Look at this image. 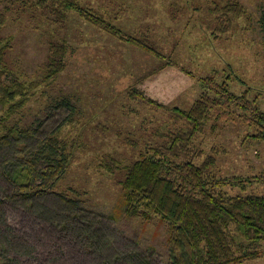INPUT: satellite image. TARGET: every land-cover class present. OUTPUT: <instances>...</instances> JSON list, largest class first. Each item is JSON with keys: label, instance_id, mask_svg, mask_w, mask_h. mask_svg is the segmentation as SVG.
I'll use <instances>...</instances> for the list:
<instances>
[{"label": "rangeland", "instance_id": "obj_1", "mask_svg": "<svg viewBox=\"0 0 264 264\" xmlns=\"http://www.w3.org/2000/svg\"><path fill=\"white\" fill-rule=\"evenodd\" d=\"M38 1L0 0V36L10 40L5 83L41 81L61 46L66 63L59 78L33 91L5 124L0 109V138L5 125L33 137L0 143V241L20 252L9 254L6 264H171L167 226L121 211L124 167L161 145L169 130L185 127L171 110L193 105L201 77H230L233 92H247L264 110V0H78L112 17L125 36L153 44L160 58L77 13L59 19ZM227 2L239 3L244 14L222 33L228 22L218 10ZM241 113L211 120L195 141L202 153L197 163L212 155L222 178L253 179L264 171V140ZM57 132L67 145L66 169L36 182L51 186L49 193L27 202L1 165L14 151L33 147L34 138ZM226 191L242 194L238 187ZM247 192L264 194V184L253 182ZM242 264H264V258Z\"/></svg>", "mask_w": 264, "mask_h": 264}, {"label": "trees", "instance_id": "obj_2", "mask_svg": "<svg viewBox=\"0 0 264 264\" xmlns=\"http://www.w3.org/2000/svg\"><path fill=\"white\" fill-rule=\"evenodd\" d=\"M38 3L42 8L49 7L51 14L59 19H64L67 13H77L82 20L107 35L160 58L153 44L125 36L112 23V17L106 19L78 0H39ZM218 11L228 22L226 27L220 28L222 33L234 19L244 14L237 2H227ZM4 17L0 13V27ZM9 49L10 40L0 36V109L4 111L1 119L4 124L24 110L33 91L42 85H52L66 68L65 50L61 46L57 49L60 59H53L48 64L41 81L5 83L3 77L8 72L6 56ZM228 78L220 80L214 73L199 78L201 92L193 105L188 110H171L174 119L183 122L185 127L169 130L163 135L161 145L147 148L138 160L124 167L119 198L121 211L127 218L157 219L167 226L171 264H242L264 258V194L247 192L253 182L264 184V171L253 179L222 178L216 172L217 162L212 155L197 163L202 153L196 149L195 141L206 125L211 120H229L237 110L242 112L246 124L258 131L255 138L264 140V110L256 100L246 98L247 92L240 95L233 92ZM3 130L6 132L0 143L4 145L9 139L14 145L21 137L33 138L28 131L16 127L5 125ZM55 134L43 139L34 138L33 147L14 151V156L1 165L6 180L18 188L17 194L27 202L43 196L51 187L35 186L36 182L51 179V171L66 169L67 145L59 139L58 132ZM106 166L109 171L115 168V164ZM228 187H238L242 194H229ZM0 215L4 216L1 206ZM9 246L0 241V264H6L9 254L18 255L19 251ZM131 258V262L138 259Z\"/></svg>", "mask_w": 264, "mask_h": 264}]
</instances>
